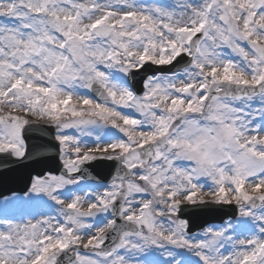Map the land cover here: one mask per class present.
Returning <instances> with one entry per match:
<instances>
[{"label": "snow or ice", "instance_id": "obj_1", "mask_svg": "<svg viewBox=\"0 0 264 264\" xmlns=\"http://www.w3.org/2000/svg\"><path fill=\"white\" fill-rule=\"evenodd\" d=\"M30 117L63 170L0 197V264H264V0H0L3 171L42 156ZM97 159L117 162L110 184L85 183ZM14 202L54 214L14 221ZM216 204L238 216L189 235L181 206Z\"/></svg>", "mask_w": 264, "mask_h": 264}, {"label": "water", "instance_id": "obj_2", "mask_svg": "<svg viewBox=\"0 0 264 264\" xmlns=\"http://www.w3.org/2000/svg\"><path fill=\"white\" fill-rule=\"evenodd\" d=\"M181 60V59H180ZM136 74H139L138 82L141 83L142 80L149 74H152V71L148 69L147 67L143 70L138 71ZM93 95L96 96V93L92 92ZM28 129L32 130H38L42 132L39 137H37L36 141L40 142V145H32L33 140L36 138L34 136H31L30 133L25 136L27 146H28V151L31 153L35 151L37 148H53V155H45L48 152L44 151L42 156L40 157L41 164H39V167L29 169L27 166L26 161H21L19 164H11L10 169H11V174L6 177L9 179L8 182H4V185H0V195L7 193L9 191H21L24 189L25 184L28 182L30 175L37 174V173H42L45 171L51 172L58 174L59 171L61 170L62 166L60 165L58 161V151H57V144L52 140V127H44V126H29ZM52 153V152H51ZM92 167V168H91ZM90 169L93 175H89L90 179L99 181L100 180H107V176L113 174V172H116V170L113 171L114 166H112L110 163H106L103 161H97L95 162L92 166L88 165L85 166L84 170ZM82 174V172H81ZM111 177L109 178V180ZM229 216H234V212H232ZM186 217V216H185ZM188 220L190 218L186 217ZM223 219V218H222ZM221 219V220H222ZM202 221L198 223V226H192L189 228L188 231H194L196 229L201 228L202 226Z\"/></svg>", "mask_w": 264, "mask_h": 264}, {"label": "rangeland", "instance_id": "obj_3", "mask_svg": "<svg viewBox=\"0 0 264 264\" xmlns=\"http://www.w3.org/2000/svg\"><path fill=\"white\" fill-rule=\"evenodd\" d=\"M145 2L146 3H149V4H156V5H160V6H165V7L171 8V7L175 6L177 3H180L181 0H145ZM224 51L225 52H228L229 50L228 49H224ZM87 95H89V92H87ZM253 107H259L258 101L253 103ZM4 110L5 111H10V109H8L7 107H5ZM122 111L125 112V113H129L131 110H129V109H122ZM136 115L138 117V114H136ZM30 119L34 123H40V124H44L45 125V122L44 121H40L36 117H30ZM66 134H69V135H77V133L73 129L66 130ZM84 139L88 140L89 144L91 145L94 138H87L86 137ZM85 183H89V182L88 181H85ZM200 183L206 185V184H209L210 181H207L206 179H202L200 181ZM101 185H103V184H101ZM80 187L84 188V184H82ZM84 190L87 191L88 189L87 188H84ZM203 191H208V188L205 187L203 189ZM85 207H86V205H85ZM31 210L32 211H37V213L34 216L35 218H39V214L42 213V212L44 214H47V215H53L54 214L53 212L48 211L46 208H44L42 206L33 205V204H25L23 202H14V203L8 205L7 210H6V215H7L8 218L10 216L14 215L15 213L19 214V213H22V212H24L25 214H28L29 215L30 214L29 212ZM0 211H2V210H0ZM34 217H29V216L17 217V216H14V217H11L10 219H12L14 221H21V222H23V221H27V220H32ZM210 226H217V225H210ZM202 231H198V232L192 231V234L201 233ZM192 234H189V235H192ZM192 259H196V258L195 257H192Z\"/></svg>", "mask_w": 264, "mask_h": 264}, {"label": "bare ground", "instance_id": "obj_4", "mask_svg": "<svg viewBox=\"0 0 264 264\" xmlns=\"http://www.w3.org/2000/svg\"><path fill=\"white\" fill-rule=\"evenodd\" d=\"M38 145H40V144H38ZM48 149H49V148H44V151L48 152Z\"/></svg>", "mask_w": 264, "mask_h": 264}]
</instances>
